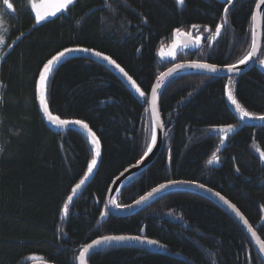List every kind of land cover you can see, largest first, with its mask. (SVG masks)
Masks as SVG:
<instances>
[{
	"label": "trees",
	"instance_id": "trees-1",
	"mask_svg": "<svg viewBox=\"0 0 264 264\" xmlns=\"http://www.w3.org/2000/svg\"><path fill=\"white\" fill-rule=\"evenodd\" d=\"M256 1L237 0L225 14V0H74L36 25L21 0H9L13 9L0 11V264H76L80 251L104 235H139L163 250L111 248L93 254L89 264H264L233 219L198 195L167 193L128 217L105 211L111 184L141 160L151 137L148 102L106 66L69 56L46 83L51 114L83 120L100 141L97 166L76 193L94 155L90 137L76 128L53 131L37 91L43 64L65 47L110 56L147 100L158 76L177 63L236 64L251 46ZM216 24L223 25L219 35ZM176 28L201 44L162 63L159 53ZM226 89L246 110L264 115V76L256 68L235 79L190 73L166 85L159 101L163 147L122 188L117 204L131 205L170 180L192 181L235 204L264 242V127L239 124ZM228 125L234 130L223 138L219 129ZM213 153L219 161L208 164Z\"/></svg>",
	"mask_w": 264,
	"mask_h": 264
},
{
	"label": "water",
	"instance_id": "water-1",
	"mask_svg": "<svg viewBox=\"0 0 264 264\" xmlns=\"http://www.w3.org/2000/svg\"><path fill=\"white\" fill-rule=\"evenodd\" d=\"M237 0H232V3H230L227 8L231 7L233 3ZM260 2V0L256 1L254 11L252 14V21H251V46L249 49V53L252 54V58L246 63V64H239L236 63L237 68L233 72H227L226 70H222L218 73H207L204 70L201 69H196V68H191V67H183V68H178L176 72L173 73L172 76L170 77H162V74L158 76V78L155 80L154 84L152 87L155 85L159 84L160 88L158 89L157 93V103H156V108L155 111H153V107L151 104V91L149 93L148 97V111L150 115V120H151V125H152V131L153 128L155 127L156 133H157V143L153 147V151L149 153L147 157H145L140 164H135L128 168L126 171L121 173L111 184L108 194H107V201H106V208L109 211V213L112 216L115 217H128L130 215H133L143 209L145 206L150 204L152 201L157 199L158 197H161L167 193L171 192H185V193H190L194 195H198L219 208H221L225 213H227L233 221L238 225V227L242 230L243 234L246 236L247 240L253 247V249L257 252V254L264 260V252L260 250V244L258 241L262 242L260 237L257 234V228H253L249 223L247 225L244 224L243 220H241L239 217L235 215V213L228 208L221 200H219L218 197H216L213 193L216 191L212 190V193H209L206 189L208 187H205L204 189H201L198 187V183H192V184H179V185H174V186H169L167 189L161 190L158 193H154L152 197H149L146 201L141 202L140 204H136L134 202L132 207L129 208H116L115 205L116 203V198L119 194V192L122 190V188L133 178L144 172L149 166L152 165V163L155 161L157 156L159 155L162 144H163V133H164V128H163V123L161 119V114L159 110V101L161 94L166 87V85L174 78L185 75V74H190V73H198V74H204V75H209L212 77H219V78H226V79H235L239 78L245 74H247L251 69L256 68L263 76H264V65H261L259 62V56H260V51L262 47V27H263V16H264V5H261L260 8H257V4ZM255 17V19H253ZM201 42L195 38L189 33L184 36H175L173 42L168 46L167 49L160 51L159 53V61L162 63L170 62L172 60H175L178 52L181 49L188 48L192 45L199 46ZM175 45V47H174ZM171 53V55H169ZM247 54V55H248ZM246 55V56H247ZM70 56H78V57H83L88 60H95L98 63L106 66L109 70L113 72V74L122 81V83L127 86L129 89H132L133 93L138 96L139 94L135 91L134 88L131 87L130 83L127 81V78L123 76L117 69H115L113 66L107 64V62L96 58L94 56H90V54L87 53H81V52H76L72 53ZM69 57V56H68ZM192 62H183V63H177L173 65L170 68H176L177 65H189ZM197 63H202V62H197ZM219 67V66H218ZM221 69H224V67H219ZM164 71L163 73H166ZM47 83V82H46ZM228 89H226L227 91ZM231 90V89H230ZM233 93V90H231ZM234 95V94H233ZM225 101L226 104L229 108V110L232 112V114L235 116L236 121L241 124L242 126H249V127H264V121L259 120V119H253V120H240L239 118V113L235 112L234 108L235 106L231 104L230 101L227 99V94L225 92ZM38 105H39V99H38ZM40 108V107H39ZM41 115L46 122V124L53 130V131H62L65 128H76L84 132L82 129L79 128V126L76 125H71L67 126L65 128H58L47 120V117L42 114V110L40 109ZM157 121H159V127H156ZM87 134L86 132H84ZM152 138V134H151ZM151 143V140H150ZM147 195V194H146ZM145 195V196H146ZM244 217V216H243ZM245 219V217H244ZM251 227L252 232L256 233V236L253 237L251 232L248 231V228ZM115 249V248H134V249H140V250H145V251H151V252H161L163 250V247L161 245H149L147 243H140L138 241H125V242H111V243H106V244H101L98 248H96L94 251H90V253H85V264L88 263V259L95 253L101 250L105 249ZM83 251V250H82ZM81 251V252H82ZM80 252V253H81ZM79 253V255H80ZM79 255L77 257L76 263L79 264ZM31 264H51L47 263L42 260H36L32 262Z\"/></svg>",
	"mask_w": 264,
	"mask_h": 264
},
{
	"label": "snow or ice",
	"instance_id": "snow-or-ice-1",
	"mask_svg": "<svg viewBox=\"0 0 264 264\" xmlns=\"http://www.w3.org/2000/svg\"><path fill=\"white\" fill-rule=\"evenodd\" d=\"M178 4L183 5L184 0H177ZM226 3H232V0H225ZM73 4V0H59V2L55 5H52L50 10L47 12H41L40 6L33 4L32 7L35 9V23L36 25H40L41 22L46 21L47 17L55 16L58 12H61L63 9L68 8V6ZM261 5H264V0H260V2L257 4V8H260ZM13 5L9 2V0H3V8L0 9V11L6 12L8 10H12ZM224 13L227 14L229 12V8H224ZM255 19V17H253ZM193 28H196L197 25H192ZM223 25L222 24H216L215 25V31L217 35L221 33ZM174 35L184 36L187 35V33H184L181 31L180 28H176L174 30ZM175 47V45H174ZM81 52V53H87L90 54V56H94L96 58H99L107 64L113 66L115 69H117L121 74H123L124 77L127 78V81L130 83L131 87L135 89V91L139 94L140 97L144 98V102L147 103V97L145 96V92L141 90L139 84H137L136 80L133 79L131 75L119 63L116 62V60L112 59L110 56L105 55L101 51H95L91 48L86 47H65L62 50L57 51L55 54L51 55L49 59H47L46 63L43 64L42 71L39 72L38 76V84H37V91H38V99H39V107L42 110V114L47 117V120L52 125L58 127V128H65L67 126L76 125L79 126L80 129H82L84 132L87 133L88 137H90L91 142V148L94 149V155L87 165V174H92L94 168L97 166L98 158L101 155L100 152V141L96 136V133L89 127V124L84 122L80 119L75 120H68V119H62L59 115H52L50 112L49 103L46 99V82L49 77V73L53 72L54 68H58V66L61 65L62 61L65 60L68 56H70L72 53ZM171 55V53H169ZM252 58V54L249 53L247 56H245L243 59L239 61V64H246L250 59ZM261 65H264V60L259 61ZM183 67H191L196 69L204 70L207 73H218L222 70H226L227 72H233L237 65L235 64H227L224 66V69L219 68L215 63H197L192 62L189 65H177L176 68H169L166 73H162V77H170L173 75L174 72L178 68ZM160 88V85L157 84L154 87L151 88V104L153 107V111H155L156 103H157V93L158 89ZM227 99L231 102L232 105L235 106L234 110L235 112L239 113L240 120H253V119H259L264 121V115L257 116L255 113L250 112L245 109L238 101L237 98L233 95L232 91L228 89L226 91ZM156 127H159V121H157ZM220 132L229 133L233 131V126L228 125L227 128H220ZM226 138V137H225ZM157 143V133L155 130V127L152 131V138L151 143L148 145L147 150L144 151L143 156L141 157V160H137L136 163L140 164L141 161L149 155L153 151V147ZM223 143V140L221 141ZM261 158L264 159V152L261 154ZM219 157L213 153L212 158L208 160V164H213L214 162H218ZM85 175L84 179H81L79 183L75 185V187L72 189L73 193H76L77 189H80L82 185L85 184V181L88 179V175ZM192 181H176V180H170L167 183H162L157 188H153L151 192L147 193L146 196L140 197L139 200L136 201V204H140L143 201H146L149 199V197H152L154 193H158L161 190L167 189L169 186L179 185V184H192ZM201 189L205 188V185L200 184L198 185ZM209 193H212V189L208 188L206 189ZM216 197L219 198L228 208H230L237 217H239L241 220H243L244 224L247 225L248 221L244 219L243 215L237 208V206L227 199H225L224 196H222L219 192L213 193ZM68 201L73 200V196H68ZM116 208H121V205L117 204L115 205ZM124 208H131L132 205H124ZM63 211L65 214L69 211L68 204L64 205ZM102 215L106 216L107 212L102 213ZM248 231L251 232L252 236L255 237L256 233L252 232L251 227L248 228ZM125 241H138L140 243H147L149 245H157L159 246V242L152 239H147L146 237H141L139 235H104L101 236L98 239H94L91 241V243L87 244L86 247L83 249V251L79 255V264H85V253H90V251H94L96 248H98L101 244L111 243V242H125ZM260 244V250L264 252V242L258 241Z\"/></svg>",
	"mask_w": 264,
	"mask_h": 264
},
{
	"label": "rangeland",
	"instance_id": "rangeland-1",
	"mask_svg": "<svg viewBox=\"0 0 264 264\" xmlns=\"http://www.w3.org/2000/svg\"><path fill=\"white\" fill-rule=\"evenodd\" d=\"M3 1V0H2ZM15 1H19V0H15ZM21 2H23V5H25L27 7V9L35 16V9L32 7L33 4H36V5H39L40 6V10L41 12H47L50 10L51 6L52 5H55L59 2V0H21ZM73 3H74V0H73ZM71 6V5H70ZM68 6V7H70ZM56 16V15H55ZM55 16H50V17H47L46 20L48 19H52L54 18ZM1 52H2V42L0 41V56H1ZM50 75V73H49ZM226 129V128H225ZM234 130V128H233ZM233 132V131H232ZM232 132H229V133H224V132H220L221 135L223 136V138L227 135V134H230ZM88 175V178L90 177V174H87ZM85 178V177H84Z\"/></svg>",
	"mask_w": 264,
	"mask_h": 264
},
{
	"label": "bare ground",
	"instance_id": "bare-ground-1",
	"mask_svg": "<svg viewBox=\"0 0 264 264\" xmlns=\"http://www.w3.org/2000/svg\"><path fill=\"white\" fill-rule=\"evenodd\" d=\"M65 129H66V128H65ZM63 130H64V129H63ZM151 134H152V125H151ZM163 136H164V133H163ZM150 140H151V137H150ZM149 144H150V143H149ZM162 147H163V144H162ZM161 149H162V148H161ZM106 201H107V198H106ZM105 211H107V212L109 213V211H108L107 208H106V202H105ZM109 214H110V213H109ZM110 215H111V214H110ZM85 247H86V246H85ZM85 247H84V248H85ZM84 248H83V249H84ZM83 249H82V250H83ZM82 250H81V251H82ZM105 250H106V249H105ZM81 251H80V252H81ZM101 251H102V250H101ZM98 252H99V251H98ZM78 255H79V254H78ZM77 257H78V256H77ZM76 260H77V258H76ZM76 264H77V263H76Z\"/></svg>",
	"mask_w": 264,
	"mask_h": 264
}]
</instances>
